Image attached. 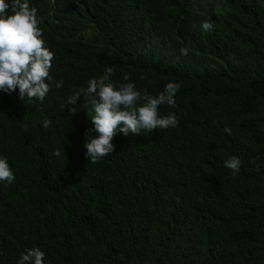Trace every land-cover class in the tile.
Returning <instances> with one entry per match:
<instances>
[{"label":"trees","instance_id":"16d2710c","mask_svg":"<svg viewBox=\"0 0 264 264\" xmlns=\"http://www.w3.org/2000/svg\"><path fill=\"white\" fill-rule=\"evenodd\" d=\"M28 2L54 59L43 102L0 91V264H264V0ZM108 67L151 96L179 83L158 110L178 123L92 162L94 111L66 103Z\"/></svg>","mask_w":264,"mask_h":264},{"label":"clouds","instance_id":"9594fccd","mask_svg":"<svg viewBox=\"0 0 264 264\" xmlns=\"http://www.w3.org/2000/svg\"><path fill=\"white\" fill-rule=\"evenodd\" d=\"M11 9V14L6 10ZM40 20L37 10L30 7L28 0H11V4L0 0V91L11 94L19 90V99L30 102L33 98L43 102L50 91L49 70L54 54L44 46L42 31L38 27ZM213 25L203 21V31H210ZM182 55L188 54L187 48L181 49ZM113 68L108 67L99 78L88 81L87 88L70 96L66 105L75 113V105L83 94L91 105L94 115L90 120L93 129L86 130L88 136L94 130L96 135L88 143L85 157L96 162L114 151L111 143L117 132L127 136L152 132L157 129L175 127L178 123L175 114L161 116L159 107H175V95L181 87L179 83L169 82L157 96L138 91L132 82L122 83L118 87L111 81ZM123 79L127 81L128 75ZM60 87L58 83L56 85ZM71 105L72 107H69ZM49 121L44 120L47 128ZM59 156L60 153L56 152ZM241 160L232 156L225 161V167L233 174L240 170ZM15 175L7 159L0 157V181L12 183ZM45 253L39 248L29 249L23 254L18 264H43Z\"/></svg>","mask_w":264,"mask_h":264}]
</instances>
